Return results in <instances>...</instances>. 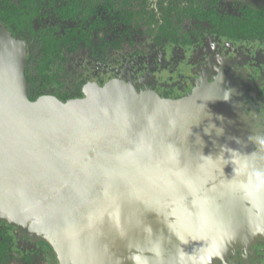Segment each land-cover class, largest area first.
Here are the masks:
<instances>
[{
  "label": "water",
  "instance_id": "water-1",
  "mask_svg": "<svg viewBox=\"0 0 264 264\" xmlns=\"http://www.w3.org/2000/svg\"><path fill=\"white\" fill-rule=\"evenodd\" d=\"M26 53L0 24V222L57 264H217L264 236V141L237 86L30 100Z\"/></svg>",
  "mask_w": 264,
  "mask_h": 264
},
{
  "label": "flooded vegetation",
  "instance_id": "flooded-vegetation-1",
  "mask_svg": "<svg viewBox=\"0 0 264 264\" xmlns=\"http://www.w3.org/2000/svg\"><path fill=\"white\" fill-rule=\"evenodd\" d=\"M6 1L13 23L11 30L18 32V40L26 42L24 74L28 96L34 90L32 83L38 85L39 96L51 95L61 101L83 97L88 85L103 86L111 79L130 83L121 75L128 65L132 75L148 66L154 69L151 87L146 90L163 98L187 96L196 83L198 88L203 83L220 84L225 80L226 91L233 85L241 90L243 110L254 126L250 130L252 146L258 144L256 132L264 141V39L228 37L215 29L224 12L255 8L219 0L215 5L219 8L214 6L217 14L209 18L200 19L187 12L186 20L182 15L178 36L167 37L157 23H152L145 24L151 32L155 30L150 35L151 42L146 35L142 42H136L124 36L135 16L130 22L125 21L124 10H131L128 5L88 0L87 11L80 9L73 17L65 18L60 10L66 0ZM199 5L208 9L207 0L199 1ZM181 7L190 8L187 2ZM151 8L156 10L154 5ZM144 45L154 49H143ZM262 241L264 236L250 247L236 248V253L217 264H255L256 258L264 254V245L250 254L245 249ZM47 259L50 264H57L47 243L34 242L17 227L0 222V264H45ZM260 260L264 261V257Z\"/></svg>",
  "mask_w": 264,
  "mask_h": 264
},
{
  "label": "trees",
  "instance_id": "trees-1",
  "mask_svg": "<svg viewBox=\"0 0 264 264\" xmlns=\"http://www.w3.org/2000/svg\"><path fill=\"white\" fill-rule=\"evenodd\" d=\"M112 5H128L131 10H124L123 17L126 22H130L133 15H138L144 20V23L151 25L152 23H157L160 30L165 33L167 37L171 34L178 36V29L182 21V15L184 13H189L198 18H209L214 14H217L219 0H207L208 9L205 10L199 5V1L202 0H155L154 8L148 9V4L150 0H138L137 8L134 9L133 2L136 0H110ZM88 0H66V3L61 7L60 12H64V17H73L74 14L82 9L87 11L86 3ZM189 3L190 8H182L181 5L184 3ZM26 4L27 2L24 1ZM29 6V4H27ZM196 6V7H195ZM217 8H215V7ZM7 1L0 0V23H4L6 29L9 30L11 35L15 38H19L18 32L11 30L13 23L10 20V11ZM159 13V15H158ZM158 17L160 20H158ZM10 20V21H9ZM12 23V25H11ZM24 24V21H23ZM19 27V25L17 24ZM216 31L220 34H224L228 37L237 38H253L254 36H260L264 39V10L250 9L249 7L241 8L237 13H223L219 18V23L216 25ZM55 43V42H54ZM31 77V76H29ZM30 81V78L29 80ZM34 88L33 92L28 96L30 100L36 99L40 95V90L37 89L34 83H32Z\"/></svg>",
  "mask_w": 264,
  "mask_h": 264
},
{
  "label": "rangeland",
  "instance_id": "rangeland-1",
  "mask_svg": "<svg viewBox=\"0 0 264 264\" xmlns=\"http://www.w3.org/2000/svg\"><path fill=\"white\" fill-rule=\"evenodd\" d=\"M137 1H134L133 3V6L134 8L136 9L137 8ZM225 1L226 3L228 4H237L238 6L240 5H243L244 6H250V7H253L257 10H264V0H223ZM154 2L155 0H150V3L147 5L148 7H151V5L153 6L154 5ZM159 15V13H158ZM187 14H183V17L187 19ZM148 27V28H147ZM126 34H124V36L126 37H131L134 41L136 42H142L145 35L146 36H149L148 39L149 41L151 42V39H150V35L154 34L155 33V30L153 32H151V27L150 26H147L145 25L144 23V20L141 19L138 15H135L134 18H133V21L132 23L130 24L129 27H127V30H126ZM130 32V33H129ZM148 42H146L147 44ZM149 45V43H148ZM148 45H144L145 47L143 49H154V48H151V47H148ZM152 56V54H151ZM153 57V56H152ZM130 68V65H128L127 67L124 68V70L122 71V74L121 75H125V77L128 78V80L130 81V83L138 90V91H143V90H146L147 88H150L151 87V81H152V74L151 72L154 71V69H152L151 67H146L143 68L142 71H137L135 72L133 75L132 73L130 72L129 70ZM145 72H149L147 75H145L144 73ZM200 79L197 80V82H199ZM198 85V83H196L195 85V88L192 90V92L190 91L189 94L193 93V91H195L197 88L196 86ZM140 86V87H139ZM250 126H252V128H254L253 125L250 124ZM263 138H264V134H263ZM263 242L262 241L260 244H257L255 247L253 248H246L245 249V252L250 254V253H254L255 251L258 250V248H261L263 247ZM16 250L18 249V243L16 244V241H15V244H14ZM17 245V246H16ZM242 251V250H241ZM236 253V250H234L231 254H234ZM242 253V252H241ZM261 257H264V254L262 253V255L258 256V258H256V261L254 262L255 264H264V261H261L260 258ZM46 263L45 264H50L49 262V259L45 260ZM245 262H249V260H245ZM257 262V263H256ZM226 261L223 263L225 264Z\"/></svg>",
  "mask_w": 264,
  "mask_h": 264
},
{
  "label": "bare ground",
  "instance_id": "bare-ground-1",
  "mask_svg": "<svg viewBox=\"0 0 264 264\" xmlns=\"http://www.w3.org/2000/svg\"><path fill=\"white\" fill-rule=\"evenodd\" d=\"M222 82H225V80H221ZM234 83V82H233Z\"/></svg>",
  "mask_w": 264,
  "mask_h": 264
}]
</instances>
